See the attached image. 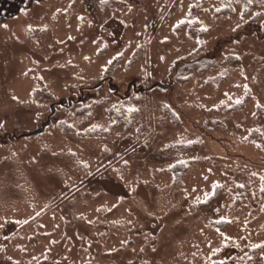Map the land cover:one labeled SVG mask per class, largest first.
Here are the masks:
<instances>
[{"label": "rangeland", "instance_id": "1", "mask_svg": "<svg viewBox=\"0 0 264 264\" xmlns=\"http://www.w3.org/2000/svg\"><path fill=\"white\" fill-rule=\"evenodd\" d=\"M264 0H0V264H264Z\"/></svg>", "mask_w": 264, "mask_h": 264}, {"label": "trees", "instance_id": "2", "mask_svg": "<svg viewBox=\"0 0 264 264\" xmlns=\"http://www.w3.org/2000/svg\"><path fill=\"white\" fill-rule=\"evenodd\" d=\"M263 194H264V191H263Z\"/></svg>", "mask_w": 264, "mask_h": 264}]
</instances>
